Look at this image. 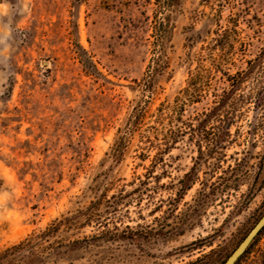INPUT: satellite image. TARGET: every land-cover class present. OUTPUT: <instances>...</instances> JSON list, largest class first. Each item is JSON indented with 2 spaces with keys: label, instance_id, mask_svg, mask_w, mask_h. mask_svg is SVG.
I'll use <instances>...</instances> for the list:
<instances>
[{
  "label": "rangeland",
  "instance_id": "1",
  "mask_svg": "<svg viewBox=\"0 0 264 264\" xmlns=\"http://www.w3.org/2000/svg\"><path fill=\"white\" fill-rule=\"evenodd\" d=\"M81 207L39 264H222L264 212V0H0V250Z\"/></svg>",
  "mask_w": 264,
  "mask_h": 264
},
{
  "label": "trees",
  "instance_id": "2",
  "mask_svg": "<svg viewBox=\"0 0 264 264\" xmlns=\"http://www.w3.org/2000/svg\"><path fill=\"white\" fill-rule=\"evenodd\" d=\"M157 71V66L147 70L145 76L141 78V82L139 83L148 85L151 82L153 76L157 74ZM142 117L143 113L141 114L139 111H136V109L131 112L125 122L123 130L125 132L115 139L113 147L111 148L114 155L121 153L126 131H128V133L132 131L133 127H136L141 122ZM165 119L166 117L164 111L162 108H159L158 113L155 115L154 122L162 125ZM162 130L163 129H161V131ZM168 142L169 141L166 132L164 131L163 133L162 131L161 142H153L152 139H147L144 149H154V157L157 158L160 155L159 161H162V154L165 153L169 148ZM144 156L145 155L143 153H140V157ZM97 211L98 210L94 208L93 212H88L87 207H81L75 209L72 212L62 214L60 217L52 220L44 229L40 230L39 232L31 233L19 242L0 250V264H39L41 258L44 255L51 254L52 250H54V242L61 240V238L58 240L53 239L54 237L58 236V234L60 235L62 232L67 233L69 231L78 230L91 223L93 219L98 222L100 214L97 213ZM263 231L264 226L259 230L257 235L254 237L245 251L238 257L234 264H241L244 261L246 262V260L249 258V253L256 244L253 242L261 233H263ZM77 242L78 240L75 239L70 243L72 244ZM193 263L195 262H192L191 264ZM246 264H264V251L258 252L257 255H255L253 259L247 261Z\"/></svg>",
  "mask_w": 264,
  "mask_h": 264
},
{
  "label": "water",
  "instance_id": "3",
  "mask_svg": "<svg viewBox=\"0 0 264 264\" xmlns=\"http://www.w3.org/2000/svg\"><path fill=\"white\" fill-rule=\"evenodd\" d=\"M264 226V212L254 223V225L249 229L245 236L239 241V243L234 247V249L225 258L222 264H234L238 257L245 251L254 237L257 235L259 230Z\"/></svg>",
  "mask_w": 264,
  "mask_h": 264
}]
</instances>
